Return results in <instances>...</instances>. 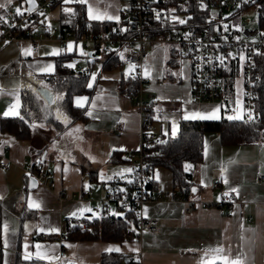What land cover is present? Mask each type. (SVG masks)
Instances as JSON below:
<instances>
[{"label": "crops", "instance_id": "1", "mask_svg": "<svg viewBox=\"0 0 264 264\" xmlns=\"http://www.w3.org/2000/svg\"><path fill=\"white\" fill-rule=\"evenodd\" d=\"M14 1L0 0V4L5 5L0 8V16ZM83 5L87 19L89 5L94 13H106L118 19L122 7L121 0H87ZM118 19L89 20L115 22ZM31 32L36 31L31 29ZM168 47L169 51L163 45L151 43L148 59L141 68L147 78L144 89L152 94V108L162 116L154 122L159 136L172 135L178 121L193 112L207 113L218 108L220 117L222 105L231 104L237 116L243 113L240 114L241 79H234L239 75L241 56L238 60L231 59L230 76L224 82L230 97L221 93L216 103L199 105L190 101L188 61L176 56L177 60L175 46ZM27 49H31L30 55L24 54ZM53 50L58 54H53ZM80 52L76 41L60 40L57 35L34 44L29 39L0 42V118L7 117L4 113L9 106L19 102L20 89L28 88L35 93V86H45L41 76L53 74L55 56L68 55L62 64L73 68L84 65L78 62L80 57L85 61ZM48 65L52 66L50 70H46ZM225 65L221 67L226 69ZM99 67L102 68V64L92 63L90 69L93 71L88 81L94 82L89 87L91 84L87 81V86L92 90L91 95L72 99L75 106L83 107V121L60 120L66 123L65 127L50 139L44 134L52 130L44 124L37 125L34 130L38 134H34L32 140L16 139L0 131V156L10 161L8 169L0 170L2 264H14L18 243L23 259L26 244L27 251L33 253L31 259H36L39 244V251L52 257L43 261L57 264H97L102 252L120 254V264H202V260L208 261L213 255L206 256L205 250L217 247L224 248V255H241L245 264H264V180H256L257 174H264V142L222 145L213 132L204 133L202 160L189 168L194 182L191 206L172 197L171 175L167 169H153L152 178L164 197L144 202L140 213L154 221L155 232L117 242L75 241L65 237L68 222L88 216L94 204L105 198L112 186L109 177L128 174L125 170L131 164L125 155L138 148L140 117L129 95L121 94L118 88L124 74L119 72V77L112 81L99 79L104 71ZM112 152L119 153L120 158L111 160ZM28 156L33 157L30 163L26 161ZM37 157L42 160L41 167L52 172L53 187L29 182L30 175L26 174L24 166L33 164ZM214 181H217L216 186L212 184ZM92 182L97 189L104 185L103 198L91 197L89 184ZM224 194L233 197L230 207L220 203ZM30 202L40 207H30ZM207 202L212 205H205ZM106 207L110 213L120 214L112 211L110 205ZM53 228L57 231H51ZM46 235L55 238H41ZM109 248L119 251H107ZM60 250L63 251L61 256ZM216 264L221 262L216 261Z\"/></svg>", "mask_w": 264, "mask_h": 264}, {"label": "built area", "instance_id": "2", "mask_svg": "<svg viewBox=\"0 0 264 264\" xmlns=\"http://www.w3.org/2000/svg\"><path fill=\"white\" fill-rule=\"evenodd\" d=\"M48 2L50 0H36L31 11L25 10L20 15L7 11L6 22L0 21V42L29 39L34 44L40 39L57 35L60 40L70 39L81 44L86 64L74 65L75 71L90 73L89 65L100 53L117 55L122 63L132 68L133 85L130 99L132 107L140 117L138 148L125 155L131 164L127 179L112 174L109 179L112 184L110 191L100 200L104 205L99 207L94 204L92 213L88 216H102L110 213L106 203H113L114 209L120 214L129 210L136 213L134 228L138 234L153 233L157 227L153 220L141 215V205L148 201L162 200L164 192L147 186L150 173L144 168L143 157L145 150L154 146L159 138L154 122L161 120L162 116L159 111L152 108V94L144 89L147 78L142 74L141 68L149 56L147 45L168 43L175 46L177 57L188 61L190 66V101L199 105L214 104L218 101L221 94L219 74L221 65L231 59L232 51L238 56L242 53L244 112L240 115V119L246 122L251 121L259 116L254 108L251 76L255 52L264 51V29L258 25V22L254 24L251 18L245 17L244 21L235 28L224 30L218 24L216 30H213L208 13V20L205 23L189 22L193 19L190 9L198 13L215 9L218 13L235 14L255 5L253 16L258 20L264 7V0H127V6H122L120 9L119 25L111 30L95 32L88 24L81 36H76L70 31L71 26L61 34L58 27H43V31L32 33L31 26L38 24L35 22L39 17L37 14L43 13V6ZM69 2L79 3L78 0H69ZM180 20L184 23H180ZM39 21L41 22V19ZM166 25L169 26L168 31L162 32ZM160 28L161 33L155 35L153 32H159ZM222 111L231 116H237L235 109L228 105L225 107L222 105ZM250 116L251 119H249ZM41 164L42 160L37 157L33 164H26L24 170L26 174L35 177L37 182L53 187L52 172L41 167ZM9 167L10 161L0 156V170H6ZM256 180H264V174H257ZM212 184L216 186L217 181ZM175 194L173 191L172 197L177 196L175 199L189 203L188 206L192 205V199ZM220 203L230 207L233 197L224 194L221 196ZM205 205L212 204L207 202ZM249 219L250 217L247 218ZM80 224L84 225V220H81ZM62 254L63 251L60 250L59 255Z\"/></svg>", "mask_w": 264, "mask_h": 264}, {"label": "trees", "instance_id": "3", "mask_svg": "<svg viewBox=\"0 0 264 264\" xmlns=\"http://www.w3.org/2000/svg\"><path fill=\"white\" fill-rule=\"evenodd\" d=\"M25 6L23 0H18ZM47 5L52 8L58 5H68L65 9H60L57 17L59 34L69 29L76 36H81L86 31L88 24L95 32L108 31L117 27L119 19L115 22L96 21L86 18L84 5L81 3H65L63 0H50ZM192 11L193 19L189 22H207V12L198 13ZM264 7L260 12L259 19L264 21ZM41 18H37L38 22ZM259 25V23H258ZM260 26V25H259ZM264 29V25L260 26ZM169 26L162 29L167 32ZM155 35L161 33L153 32ZM175 52V50H174ZM68 55L59 54L55 56V69L53 74L41 76L45 83L44 87L33 93L28 88H22L19 91V115L0 118V131L13 135L16 139L32 140V133L39 124H44L51 128L49 134H44L46 139L59 132L66 123L61 122L54 115V109L62 112L68 122L83 121L85 114L83 107H77L73 104L74 96L91 95V88L87 86L88 74L75 71L63 65V61ZM232 60L226 61L224 69L220 68V80L226 82L230 76L228 70ZM121 62L117 55L107 54L102 63V67L110 68L118 66ZM225 64V63H223ZM252 91L254 94V108L259 116L251 121L242 119H229L221 115L218 119H180L176 131L172 135H158V140L151 148L144 152V168L149 171L150 179L147 186L156 188L155 181L152 178L153 169L163 167L170 172L171 185L175 195L185 198H193L192 188L194 182L191 179L190 166L199 163L202 160V138L204 133L213 132L218 135L219 142L222 145L230 144H251L264 142V51L255 52L254 64L252 69ZM129 76L122 77L119 81V89L125 94L131 95L133 80L129 84ZM132 79V78H131ZM46 88L51 91V96L45 98L40 90ZM56 96H58L56 98ZM50 101V104L48 102ZM23 117V119H21ZM156 150V153L154 151ZM41 152V151H40ZM111 160L120 158V154L112 152ZM128 160V159H127ZM129 161V160H128ZM128 175H123L127 179ZM177 196H174L175 199ZM1 209V208H0ZM136 213L133 210L125 211L122 214L114 215L106 213L104 215L84 216L78 220L67 223L65 237L68 240H100V241H122L128 238L137 237L138 233L134 228ZM85 224L81 225L80 221ZM42 239H53L55 236L46 235ZM3 249L1 246V210H0V264H2ZM121 256L116 252H102L97 264H120ZM14 264H57L38 259H23L19 251V243L14 256Z\"/></svg>", "mask_w": 264, "mask_h": 264}, {"label": "rangeland", "instance_id": "4", "mask_svg": "<svg viewBox=\"0 0 264 264\" xmlns=\"http://www.w3.org/2000/svg\"><path fill=\"white\" fill-rule=\"evenodd\" d=\"M121 6H124L126 7L127 6V0H121ZM19 8L21 12H24L26 9H25V6H23L22 2L18 1V0H15L8 8L7 10L3 11L2 12V15L4 18L7 17V14H6V11L10 10L12 12H15L16 13V9ZM44 8V11L43 13H39L37 14L39 16V18H41V20L43 21V26H40V24H35V26H31L32 27V30L34 31H38L39 29H43V27L45 28H48V27H58V21H57V17H58V14H59V10L60 9H67L68 8V5H58L56 7H52L50 8L47 4L43 6ZM256 6L253 5L251 7H248V8H245V9H242L240 12H237L235 14H232V13H224V12H221V13H218L217 10L215 9H212V10H209L207 11L210 19H211V28L213 30H216L218 24L221 25V28L226 30L228 28H235L237 27L240 23H242L244 21V18L245 17H249L251 18L252 22L255 24V23H259L260 26H263L264 25V21L261 20V19H254V16H253V13H254V10H255ZM264 12V11H263ZM257 20V21H256ZM78 43V48L81 50V55L84 54V51L81 47V44L79 42ZM160 45H163L166 47V49L169 51V47H168V43H160ZM77 46V45H76ZM173 46V45H172ZM149 47V44L147 45V48ZM168 55V54H167ZM178 56L177 54H175V58L177 59ZM107 55L104 54V53H100L98 54L97 56V60H94L93 63H96V65L100 66L103 61L106 59ZM238 57V54L235 53L234 51L231 52V59L232 60H236V58ZM79 59V57H78ZM175 59V60H176ZM179 60V59H177ZM79 63L81 64H86L85 61L82 60V58L80 57ZM177 64V62H176ZM91 65H89L90 69H91ZM243 66H244V58H243V54L241 53V58L239 59V66H238V74L239 75H235L234 79L235 81L240 78L241 79V90H242V86H243ZM99 69L102 71L104 69V71H102L100 73V77L99 79H107V81H112V80H115L116 78L119 77V72H122L124 75L123 77L126 78V76H129L128 78V82L129 84L132 82V76H133V70L132 68L127 65V64H124V63H120L118 66H112L110 68H104V67H99ZM93 69L91 70L90 73H88V80L91 76V73H92ZM94 80V79H93ZM94 81H92V83H88L91 84L89 87L92 86ZM118 86V85H117ZM220 87H221V93L226 95V97H230V90L224 85V82H222L220 80ZM34 92L38 91L39 90V86H35L34 88ZM121 94H124L125 95V92H121ZM242 93V100H241V112H244V108H243V92ZM58 96H56L57 98ZM226 105L223 104V107H225ZM229 107L234 109L233 106H231V104H229ZM54 115L55 117H57L59 120H62V119H65V115L60 112L59 110L57 109H54ZM222 115H224L225 117H230L231 115L225 113V112H222ZM34 134L35 136H37L38 132L35 133V131L32 133V138L34 137ZM53 135H55L54 131H53ZM51 135V137L53 136ZM50 137V138H51ZM33 158V157H32ZM32 158L30 156L27 157V162L30 163ZM104 185H100L99 188L97 189L96 188V184L94 182L90 183L89 184V187H90V190H91V197H93L94 199H101L103 197H101L103 195V191H105V187L103 188ZM106 189H108V186H106ZM88 192V191H87ZM90 195V194H89ZM102 202L100 201H97L95 204H97L99 207H101L102 205L104 204H101ZM107 205H110L111 206V209L112 211H114V207L115 206L113 203H106V206Z\"/></svg>", "mask_w": 264, "mask_h": 264}, {"label": "snow or ice", "instance_id": "5", "mask_svg": "<svg viewBox=\"0 0 264 264\" xmlns=\"http://www.w3.org/2000/svg\"><path fill=\"white\" fill-rule=\"evenodd\" d=\"M8 3H11V0H7ZM69 2V0H65V3ZM79 3L81 4H85L87 3V0H78ZM5 5L4 4H0V8H4ZM29 11H31V9H29ZM66 12H70L71 9H65ZM88 13H89V19H118V17H113V16H108L106 13H99V12H95L94 13V10L93 8L89 5L88 7ZM16 14L17 15H20L21 14V11L19 8L16 9ZM0 21H5V18L3 16H0ZM180 23H184L183 20H180L179 21ZM68 49L71 50L72 49V45L69 44L68 45ZM25 55H30L31 54V49H27L25 50ZM53 54H58V51L57 50H53ZM72 65H69V67H71ZM51 65H48L46 70H50L51 69ZM80 99H84V98H80ZM82 106V105H80ZM19 102L17 100V102L13 105H10L9 106V110L6 111L4 113L5 116H8V115H19ZM219 109L218 108H215V109H212L210 112H207V113H201V112H193L191 114H188V115H185V119H218V113ZM229 119H240V116H230L228 117ZM252 117L250 116L249 119H251ZM21 119H23V117H21ZM125 171H131L130 169H126ZM103 178V177H102ZM110 179V177H109ZM225 183H227V181L225 180ZM233 192H236L237 189H232ZM30 207H40V205L38 203H35V202H30ZM5 231H7V226H5ZM41 231H43V229H41ZM51 231H57V229L53 228L51 229ZM27 247L28 245L26 244L25 245V249H26V252H25V256H24V259L28 260V259H31L33 257V253H30L27 251ZM36 248H37V252L35 253V257L36 259H52V257H48L46 255V253H42L39 251V249L41 248V245L37 244L36 245ZM107 251H119L118 248L116 249H113V248H109L107 249ZM224 248L222 247H217V248H212V249H206L205 250V255H209V253H212V257L210 260L208 261H204L202 260V264H216V261H220L221 264H245V260L244 258H242L241 255H236L235 257H231L229 255H224Z\"/></svg>", "mask_w": 264, "mask_h": 264}, {"label": "water", "instance_id": "6", "mask_svg": "<svg viewBox=\"0 0 264 264\" xmlns=\"http://www.w3.org/2000/svg\"><path fill=\"white\" fill-rule=\"evenodd\" d=\"M24 4H25V9L26 10H29L31 8H33L36 4V0H23ZM89 55H91V53L89 52ZM41 94L45 97V98H49L51 96V91H49L48 89L46 88H42L40 90ZM48 104H50V101L48 102ZM29 182H36V179L35 177L33 176H30L29 177Z\"/></svg>", "mask_w": 264, "mask_h": 264}]
</instances>
